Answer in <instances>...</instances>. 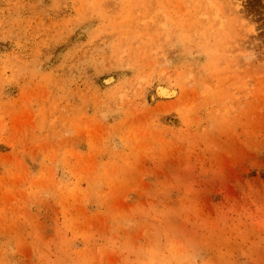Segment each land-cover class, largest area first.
<instances>
[{
    "label": "rangeland",
    "instance_id": "1",
    "mask_svg": "<svg viewBox=\"0 0 264 264\" xmlns=\"http://www.w3.org/2000/svg\"><path fill=\"white\" fill-rule=\"evenodd\" d=\"M0 264H264V0H0Z\"/></svg>",
    "mask_w": 264,
    "mask_h": 264
}]
</instances>
